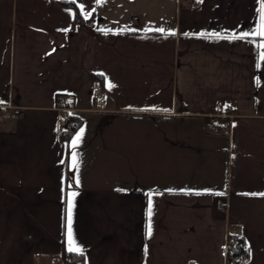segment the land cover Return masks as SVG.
Masks as SVG:
<instances>
[{
  "label": "crops",
  "instance_id": "0c3cea01",
  "mask_svg": "<svg viewBox=\"0 0 264 264\" xmlns=\"http://www.w3.org/2000/svg\"><path fill=\"white\" fill-rule=\"evenodd\" d=\"M58 1L0 0V264H62L69 199L83 264H226L232 229L264 264L260 0Z\"/></svg>",
  "mask_w": 264,
  "mask_h": 264
},
{
  "label": "trees",
  "instance_id": "16d2710c",
  "mask_svg": "<svg viewBox=\"0 0 264 264\" xmlns=\"http://www.w3.org/2000/svg\"><path fill=\"white\" fill-rule=\"evenodd\" d=\"M61 5L67 8H72L75 11V19L78 22L82 21V16L78 12L75 4L68 0H59ZM94 77L100 78L99 75H94ZM64 117L67 120V124L62 128L61 134L62 138L69 141L73 134L78 130V128L83 123L82 118L76 112L65 113ZM234 241V244H232ZM68 247L64 240L61 243V251L59 254L62 264H83L84 254L69 252ZM250 256L249 245L241 232L228 234V241L226 244V263L227 264H248Z\"/></svg>",
  "mask_w": 264,
  "mask_h": 264
},
{
  "label": "snow or ice",
  "instance_id": "6c2138e0",
  "mask_svg": "<svg viewBox=\"0 0 264 264\" xmlns=\"http://www.w3.org/2000/svg\"><path fill=\"white\" fill-rule=\"evenodd\" d=\"M97 2L99 3L100 0H97ZM202 2V0H201ZM81 8H83V5H81ZM259 13H260V17H259V23H258V26L256 28L255 31H253L251 33V35L253 36H259L261 37V43H260V48L261 49H264V0H260V8H259ZM88 16L91 15V13H88L87 14ZM157 31H161L163 32L164 29H156ZM67 31V30H65ZM243 36H247L249 35V33H243L242 34ZM260 58L262 60H264V51L261 52L260 54ZM83 130H81L82 132ZM79 142V134L76 138V140L74 141V144L75 143H78ZM73 167H76V164H75V157H74V163H73ZM78 183V181H77ZM76 195L75 192L71 193L70 196L71 197H74ZM222 195V193H221ZM255 195V194H254ZM259 195H262L264 196V193H260ZM152 196H153V193L149 192L148 193V216L151 217L152 215ZM72 200L69 199L68 200V219H67V227H68V232H67V235H68V251L69 252H74V253H81L83 251V249L81 247H79L77 245V243L75 242V240L72 238V229H71V210H72ZM148 234L151 235V224L149 223V226H148Z\"/></svg>",
  "mask_w": 264,
  "mask_h": 264
},
{
  "label": "built area",
  "instance_id": "2783aa9c",
  "mask_svg": "<svg viewBox=\"0 0 264 264\" xmlns=\"http://www.w3.org/2000/svg\"><path fill=\"white\" fill-rule=\"evenodd\" d=\"M191 5H194V3L192 2V0H187ZM94 95L97 97V102L101 103V99H100V94H101V90L98 88H95L93 90ZM74 100V95L72 94H68V95H60L57 98V102H56V109L60 112L63 113V116L60 118L59 120V124L64 127L67 124V120L64 117L65 113L68 112H75V108L73 106H70V102H72ZM226 107V115L230 116L231 112L228 109V105L225 104ZM15 118L14 114L11 115H5L3 113L0 112V119H5V118ZM219 210H223V207L221 205L218 206ZM230 232L232 233H236L239 232L237 230H231ZM232 244H234V241H232ZM227 264V263H226Z\"/></svg>",
  "mask_w": 264,
  "mask_h": 264
}]
</instances>
